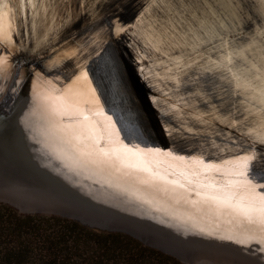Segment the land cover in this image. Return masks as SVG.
Here are the masks:
<instances>
[{
  "label": "snow or ice",
  "instance_id": "snow-or-ice-1",
  "mask_svg": "<svg viewBox=\"0 0 264 264\" xmlns=\"http://www.w3.org/2000/svg\"><path fill=\"white\" fill-rule=\"evenodd\" d=\"M105 7L104 0L78 4L75 8L70 0H0V69L10 63L14 51L28 45L35 55L45 54L48 72L72 69L67 80L61 82V95L55 97L62 101V110L51 109L44 125L31 129L34 142L70 172L87 163L117 161L188 191L185 183L153 171L149 157L160 153V149L125 143L111 116L105 118L115 130L117 141L112 140L113 133L107 127L89 129L90 117L86 112L104 114L97 89L90 80L89 62L100 57L115 72L111 57L106 52L102 55L107 43L105 33L119 37L131 32L143 44L137 50L138 61H150V73L163 68L154 78L170 85L176 95V100L168 103L166 114L175 116L182 125L189 118L201 128L211 130L215 126L219 130L215 135L221 143L216 148L221 154L216 160L206 163L202 156L192 159L205 171L216 170L223 179L196 181L197 189L208 191L197 190L195 195L258 225L259 231L249 233L245 239L224 238L243 247L255 243L258 247L254 251L264 255V192L256 191L264 188V183L257 184L250 177L253 164L264 154V2L259 6L258 18L253 19L245 13L243 0L220 5L212 0H149L141 6L136 24L124 25L117 17L110 19L107 29L101 22ZM85 20L87 34L73 37L72 31ZM25 36L28 45L24 43ZM140 71L143 73L144 69ZM226 80L230 91L224 87ZM35 88L34 85V92ZM185 92H190L191 97ZM162 95L170 99L167 91ZM37 97L47 99L35 92L34 99ZM65 115L78 119L71 123L57 119ZM251 120H255L256 127L248 126ZM96 131L99 136L92 134ZM233 136L245 137L247 146H239ZM101 138L106 140L105 147H100ZM233 147L238 150L230 153ZM133 158L139 163H127ZM180 175L191 185L192 177L198 178L200 173Z\"/></svg>",
  "mask_w": 264,
  "mask_h": 264
},
{
  "label": "water",
  "instance_id": "water-1",
  "mask_svg": "<svg viewBox=\"0 0 264 264\" xmlns=\"http://www.w3.org/2000/svg\"><path fill=\"white\" fill-rule=\"evenodd\" d=\"M245 1L251 8L250 12L259 15V6L264 0ZM78 34L81 33L74 37ZM105 37L106 40L113 38L107 35ZM24 43L28 45L27 36ZM256 43L259 44V40ZM30 47L28 45L20 51H14L7 65V73L0 76V103L10 98L4 110L6 117L10 115L13 118L16 115L20 102L28 94L31 80L37 74L41 78L35 80L40 82L42 76L43 79H58L56 76H62L59 79L68 78L67 75L72 70L67 67L48 72L45 67V54L37 56L34 51L29 50ZM97 59L98 57H94L89 64ZM122 86L129 95L141 97L140 106L152 118L154 124L163 122L161 128L165 126L168 131L171 130V123L160 113L157 105L154 107L152 95L141 94L135 83L124 81ZM224 87L229 91L231 89L227 80ZM7 88L10 89L9 93H6ZM172 94L173 90L171 96ZM248 126L256 127L255 120L249 121ZM212 136L215 146L221 143L215 133ZM239 137L243 136H233V139L238 143ZM171 139L172 141H167L170 149L195 152L205 158H217L221 154L216 148L206 150L197 134L192 138H184L178 134ZM242 140L243 142L238 144L247 146L246 138L243 137ZM205 151L211 154H204ZM236 151L235 147L230 149V153ZM46 157L47 162L44 163L26 155L10 137L0 133V203L15 208L23 215L61 216L92 229L126 233L147 246L177 257L184 264H264V255L254 251L258 247L255 243L243 247L224 238L231 236L236 240L245 239L249 233L254 232L248 227L235 226L227 229L212 220H205L184 211H166L152 203V200L139 198L140 194L119 187L107 185L110 190L117 191L116 194L108 192L104 188L105 182L100 181L98 177L92 176L90 179L89 175L82 171L70 172L58 161L48 155ZM72 172H76L80 177L74 178ZM262 172L264 173V154L253 164L250 173ZM99 188L106 192H101ZM260 191H264V188ZM104 193L110 194L111 197L105 196ZM117 199L123 203H118Z\"/></svg>",
  "mask_w": 264,
  "mask_h": 264
},
{
  "label": "bare ground",
  "instance_id": "bare-ground-1",
  "mask_svg": "<svg viewBox=\"0 0 264 264\" xmlns=\"http://www.w3.org/2000/svg\"><path fill=\"white\" fill-rule=\"evenodd\" d=\"M70 2L73 8H75L78 4H90L93 0H70ZM148 2L149 0H104L106 7L102 10L101 22L104 24L105 29H107L110 19L117 17L124 25H134L136 24V17L141 11V6L146 5ZM212 2L220 5L230 3L231 0H212ZM243 3L245 5V13L247 15L251 14L254 19L258 18L259 15L257 13L250 12L251 8L247 5L245 0H243ZM222 11L224 10L222 9ZM225 15H228L227 11H225ZM86 23L85 20L77 25L71 35L73 37L77 33L86 35L87 33L84 27ZM106 35L107 33H105V36ZM107 40H111V42L105 44L104 48L106 49L102 52V55L106 52L111 57L116 66V71L113 72L107 68L105 66V61L100 57L89 64L92 86L97 89V95L100 97L101 104L104 107V114L101 115H92L86 112L90 117V121L88 122L89 129L96 127L103 129L107 127L108 130L113 133L112 140L114 142L117 141L115 130L110 128L109 122L105 118L106 116H111L112 122L115 123L116 129L119 130V138L125 143L129 145L139 144L143 147L160 149V153L151 154L149 157L153 161V171H158L161 175H166L169 180H179L185 183L188 191L172 184H165L159 179H153L149 177L147 173L139 171L134 167L123 166L117 161L111 163H87L75 170L82 171L89 175L90 179L92 176L98 177L100 181L105 182L104 188L107 189L108 192L111 191L116 194L117 191L114 192L110 190L107 185L115 188L127 189L129 192L140 194L139 198L149 201L152 200V203L161 206L166 211H184L185 213L199 216L205 220H212L219 225H223V227L227 229L235 228V226L241 228L248 227L252 231L258 232V225L249 224V222L238 213L231 209L217 208L216 205L210 202L205 203L200 197H197L195 195L197 190L201 192L208 190L204 188L197 189L196 181L207 183L209 178L220 180L223 179V177L214 169L207 171L203 170L202 167L192 159L193 157H201L200 155H197L195 152L184 150L181 152L179 150L170 149L171 146L167 143L168 139L172 141L171 137L174 138L178 134L184 138H192L197 134L202 146H204L206 150H211V148H216L212 142V135L219 130L216 129L215 126H213L211 130L208 128H201L195 121L189 118H186L182 125L175 119V116L166 114L168 103L174 102L176 100V95L174 93L171 96L173 89L170 85H166L162 80L158 82L154 78L156 72L162 73L164 71L163 68L153 69V72L150 73L149 67L151 66V62L145 60L141 63L138 61L137 50L142 48L143 44L134 38L131 32L126 35L122 34L119 37L108 38ZM140 68L144 69L143 73L140 71ZM6 73L7 66L0 69V76H5ZM70 75L71 72L67 77ZM56 77H58V79H43L42 76V81L38 82L35 79L41 77L36 75L31 80L28 94L23 101L20 102L16 115L4 124V136L10 137L17 146L23 149L26 155L39 159L44 163L47 162V155L49 158H54L42 149L39 144L34 142L31 129L34 126H43L51 109L55 108L58 111L62 110V101L55 99V97L61 95L62 88L64 87V84L61 82L66 81L67 78L59 79L62 76ZM64 77H66L65 74ZM47 81H52L53 83L49 84ZM124 81L131 84L135 83L141 94H148V96L152 95V98L154 97V107L157 105L160 109H158L160 113L171 123L170 131H168L165 126L161 128L163 122L159 124H157V122H155V124L152 122V118L140 106L139 99H141V97L129 95V92L122 86ZM152 84H155L156 87L153 88ZM34 85L36 86L35 92H39L41 96H46V100H40L39 97L34 99ZM191 87L193 89L195 88V86ZM164 91L170 94V99L162 95ZM184 94L191 97L190 92H185ZM6 106L7 102L2 101L0 113H4L2 111L5 110ZM57 119L61 120L63 123H71L78 119V117L72 116L70 118L68 115H65L63 117H57ZM164 125L166 124L164 123ZM92 134L97 136L100 135L98 131ZM225 135L227 136L229 133H225ZM242 138L243 137H239L238 143L243 142ZM238 145L243 146V144ZM105 146L106 140L101 138L100 147ZM235 149L238 150L237 148ZM207 152L209 151H205L204 154H211ZM164 153H171L172 155L166 156ZM173 156H184L186 159L180 161L173 159ZM203 158L204 160L206 159V163L210 160H216L215 156L212 158ZM127 163L138 164L139 162L133 158L127 161ZM192 171L199 172L200 176L198 178L192 177L194 183L187 185L184 177H182L180 173H190ZM72 174L74 178L80 177L76 172H72ZM250 177L257 184L264 183L263 172L258 174L250 173ZM205 178L207 180H204ZM99 189L101 192H106L102 188ZM261 189L263 188H257L256 191L264 192L260 191ZM105 196L111 197L108 193L105 194ZM117 200L118 203H123L119 199ZM192 201H197V203L193 204ZM133 214L134 213H131V215ZM139 217L142 216L139 215Z\"/></svg>",
  "mask_w": 264,
  "mask_h": 264
},
{
  "label": "trees",
  "instance_id": "trees-1",
  "mask_svg": "<svg viewBox=\"0 0 264 264\" xmlns=\"http://www.w3.org/2000/svg\"><path fill=\"white\" fill-rule=\"evenodd\" d=\"M120 240L128 246L106 248L107 242ZM92 241H98V250ZM90 252L93 255H86ZM152 256L183 264L121 232L104 233L61 216H20L12 207L0 205V264H151Z\"/></svg>",
  "mask_w": 264,
  "mask_h": 264
},
{
  "label": "rangeland",
  "instance_id": "rangeland-1",
  "mask_svg": "<svg viewBox=\"0 0 264 264\" xmlns=\"http://www.w3.org/2000/svg\"><path fill=\"white\" fill-rule=\"evenodd\" d=\"M9 91H10V89L9 88H7L6 89V93H9ZM9 99L10 98H7L6 99V102H7V104H9ZM1 100L2 99H0V102H1ZM8 100V101H7ZM1 105H2V103H0ZM0 105V106H1ZM5 107V106H4ZM2 112H4V110L2 111ZM2 114H5V113H0V133L1 134H5L4 133V124H5V122L6 121H9V120H11L12 119V117L9 115V114H7V115H9V116H5V115H2ZM4 116V117H3ZM0 205H6V206H9V205H7V204H4V203H0ZM11 207V206H10ZM13 208V207H12ZM20 216H31V215H23V214H20L15 208H13ZM41 216H43V215H41ZM90 228V227H89ZM92 229V228H91ZM98 231H101V230H98ZM101 232H104V233H110V232H106V231H101ZM122 234H126V233H122ZM128 235V234H127ZM92 239H94V238H92ZM101 240H106V239H101ZM124 241H122V240H120V241H117V243H115V244H113V242H111V241H109V242H107L108 244H107V246H106V248H110V247H112L114 250H116V249H118L119 248V246H125V245H127V243H123ZM90 243V245L93 247V249H97L98 250V241H92V242H89ZM109 245V246H108ZM145 245V244H144ZM128 246V245H127ZM145 246H147V245H145ZM11 247V244H9L8 245V248H10ZM147 247H150V246H147ZM152 248V247H151ZM11 249V248H10ZM128 249H130V250H132L133 252H137V249L135 248V247H133V246H129L128 247ZM155 249V248H154ZM158 250V249H157ZM110 251V250H109ZM160 251V250H159ZM98 253V252H97ZM101 251H99V254L101 255ZM164 253V252H163ZM166 254V253H165ZM86 255H93V253H89V254H86ZM166 255H168V256H172V255H170V254H166ZM172 257H174V258H176L178 261H180L181 262V260H179L177 257H175V256H172ZM149 262H151V264H173V262H169V260H165V259H161V258H158V257H155V256H152L150 259H149V261H148V263ZM181 263H183V262H181ZM184 264V263H183Z\"/></svg>",
  "mask_w": 264,
  "mask_h": 264
}]
</instances>
